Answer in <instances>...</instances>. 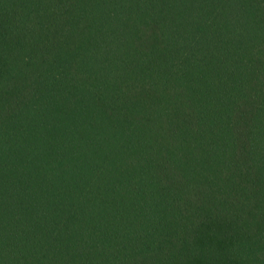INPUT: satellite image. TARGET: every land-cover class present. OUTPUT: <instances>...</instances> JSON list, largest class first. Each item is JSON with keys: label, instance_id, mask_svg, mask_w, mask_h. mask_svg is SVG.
I'll use <instances>...</instances> for the list:
<instances>
[{"label": "trees", "instance_id": "trees-1", "mask_svg": "<svg viewBox=\"0 0 264 264\" xmlns=\"http://www.w3.org/2000/svg\"><path fill=\"white\" fill-rule=\"evenodd\" d=\"M0 264H264V0H0Z\"/></svg>", "mask_w": 264, "mask_h": 264}]
</instances>
